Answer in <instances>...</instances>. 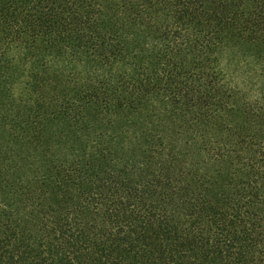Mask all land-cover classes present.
Here are the masks:
<instances>
[{
	"label": "trees",
	"instance_id": "1",
	"mask_svg": "<svg viewBox=\"0 0 264 264\" xmlns=\"http://www.w3.org/2000/svg\"><path fill=\"white\" fill-rule=\"evenodd\" d=\"M227 42L264 64V0H0V264H264Z\"/></svg>",
	"mask_w": 264,
	"mask_h": 264
},
{
	"label": "rangeland",
	"instance_id": "2",
	"mask_svg": "<svg viewBox=\"0 0 264 264\" xmlns=\"http://www.w3.org/2000/svg\"><path fill=\"white\" fill-rule=\"evenodd\" d=\"M218 55L227 79L232 85H237L240 96L253 100L261 95L264 91V64L254 61L250 49L227 42L221 46ZM23 85L24 79L19 83L18 90Z\"/></svg>",
	"mask_w": 264,
	"mask_h": 264
}]
</instances>
